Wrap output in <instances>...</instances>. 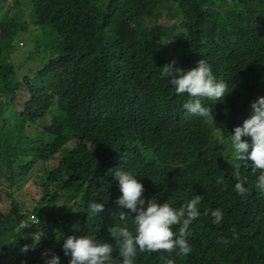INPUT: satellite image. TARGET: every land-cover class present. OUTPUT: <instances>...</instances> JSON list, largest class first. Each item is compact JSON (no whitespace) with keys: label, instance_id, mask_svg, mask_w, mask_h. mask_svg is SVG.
<instances>
[{"label":"trees","instance_id":"1","mask_svg":"<svg viewBox=\"0 0 264 264\" xmlns=\"http://www.w3.org/2000/svg\"><path fill=\"white\" fill-rule=\"evenodd\" d=\"M9 1L0 0V192L11 208L0 209V264H45L52 254L69 264L67 236L111 245L120 264L119 241L108 229L133 230L135 213L115 203L121 193L110 169L135 176L146 204L179 209L202 196L186 237L193 251L183 258L138 253L134 264H165V257L175 264H264L259 172L241 168L250 192L242 199L230 145L251 104L264 97V0H31L33 27L2 13ZM31 30L44 45L21 54L15 37ZM14 52L24 64L38 59L27 75ZM201 59L227 84L223 100L202 99L212 119L186 114L187 94L177 95L160 76L172 61L187 71ZM38 164L39 198L27 212L15 193ZM94 201L104 210L91 217ZM209 208L223 211L220 225L204 214ZM221 237L228 243H218ZM25 245L34 250L22 253Z\"/></svg>","mask_w":264,"mask_h":264},{"label":"clouds","instance_id":"2","mask_svg":"<svg viewBox=\"0 0 264 264\" xmlns=\"http://www.w3.org/2000/svg\"><path fill=\"white\" fill-rule=\"evenodd\" d=\"M175 61L163 66L161 78H168V83L175 89L177 95L187 94L189 97L183 104L186 114L200 117H211V108L202 105V99L210 101L223 100L227 92V84L217 81L210 66L204 59L197 63V67L184 71L174 67ZM252 114L245 119L242 126L234 128L230 136L232 154L235 157L233 176L236 179L234 190L244 200L250 192L244 187L246 178L241 175V168L251 169L252 174L259 172L255 188L264 194V97H259L251 104ZM113 178L118 181L120 197L115 203L125 212L135 213L132 218L133 230L128 227L113 225L108 229L111 237L119 241L118 255L120 264H134L138 253L166 252L176 253L179 257H187L192 251L186 237L192 222L200 215L198 205L202 196L196 195L179 209L173 208L168 203H157L148 200L147 204L142 198L144 187L135 176L120 169L109 170ZM217 183L223 185V178H217ZM224 185L222 190H226ZM88 215L95 217L104 210L103 203L89 202ZM205 215H210L214 225H220L224 213L221 209H205ZM120 221H126L122 211ZM39 223V220L36 221ZM29 224H24L27 227ZM179 226L178 233L173 231V226ZM41 238H37V243ZM218 243L227 244L228 241L221 237ZM34 250V247L25 245L22 253ZM65 257H70L69 264H114L113 248L107 243H96L88 236H67L62 244ZM48 252L42 253L47 256ZM45 264H60V257L55 254L46 259ZM165 264H175V260L165 257Z\"/></svg>","mask_w":264,"mask_h":264},{"label":"rangeland","instance_id":"3","mask_svg":"<svg viewBox=\"0 0 264 264\" xmlns=\"http://www.w3.org/2000/svg\"><path fill=\"white\" fill-rule=\"evenodd\" d=\"M2 13L12 17H17V21L26 22L27 25L33 27V19H32V3L31 0H10L7 3V6L2 9ZM50 29L49 27L45 30ZM14 43L16 48L21 54H26L28 52H32L38 47L44 45V41L42 39V35L38 31H28L18 34L15 37ZM18 52H14L13 62L19 68V72L21 76H25L28 74V68H32L34 65L37 64L38 59L35 63H33L36 59L34 56L33 61L30 64H24L22 60V55ZM174 56V54H172ZM28 69V70H27ZM25 134V131H21V136ZM20 140V138H19ZM74 141L71 140L68 143V148H72L74 145ZM41 164H38L35 169L31 171L32 178L27 183L23 191L18 189L15 193V197L17 201L22 205L23 210L25 211H32L34 203L39 198V188L37 185L38 176L42 175ZM28 170H26L27 172ZM51 170H48L50 172ZM2 185L5 184L4 180L0 181ZM76 206H80V203H77ZM11 208V198L7 196L4 192H0V209L7 213Z\"/></svg>","mask_w":264,"mask_h":264}]
</instances>
